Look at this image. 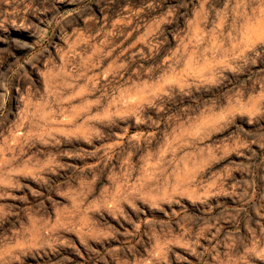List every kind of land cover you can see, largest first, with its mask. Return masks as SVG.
Returning a JSON list of instances; mask_svg holds the SVG:
<instances>
[{"label": "rangeland", "instance_id": "rangeland-1", "mask_svg": "<svg viewBox=\"0 0 264 264\" xmlns=\"http://www.w3.org/2000/svg\"><path fill=\"white\" fill-rule=\"evenodd\" d=\"M0 264H264V0H0Z\"/></svg>", "mask_w": 264, "mask_h": 264}]
</instances>
